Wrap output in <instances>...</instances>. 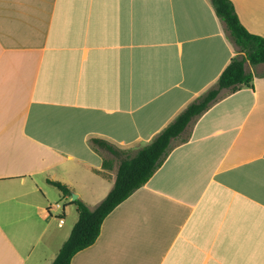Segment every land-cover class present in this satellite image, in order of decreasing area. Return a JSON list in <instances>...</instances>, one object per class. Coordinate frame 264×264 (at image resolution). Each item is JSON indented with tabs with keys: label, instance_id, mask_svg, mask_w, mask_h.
<instances>
[{
	"label": "crops",
	"instance_id": "1",
	"mask_svg": "<svg viewBox=\"0 0 264 264\" xmlns=\"http://www.w3.org/2000/svg\"><path fill=\"white\" fill-rule=\"evenodd\" d=\"M231 1L264 36V0ZM235 53L210 0H0V264H50L72 193L94 208L114 183L90 139L150 142ZM250 70L70 264H264V73Z\"/></svg>",
	"mask_w": 264,
	"mask_h": 264
},
{
	"label": "trees",
	"instance_id": "2",
	"mask_svg": "<svg viewBox=\"0 0 264 264\" xmlns=\"http://www.w3.org/2000/svg\"><path fill=\"white\" fill-rule=\"evenodd\" d=\"M216 15L222 21L226 37L236 51L216 81L189 102L153 139L138 148H121L107 140L92 138L94 149L103 155L102 167L118 162L112 188L100 203L90 208L81 199L71 201L78 213L67 239L60 246L50 264H70L74 254L92 245L97 239L104 218L132 192L152 176L168 155L172 142L183 136L188 125L206 111L221 92H232L243 85H251L253 74L245 64L264 63V36L251 33L240 22L231 0H210ZM63 195H70L67 185L48 180Z\"/></svg>",
	"mask_w": 264,
	"mask_h": 264
},
{
	"label": "rangeland",
	"instance_id": "3",
	"mask_svg": "<svg viewBox=\"0 0 264 264\" xmlns=\"http://www.w3.org/2000/svg\"><path fill=\"white\" fill-rule=\"evenodd\" d=\"M246 70L251 71L250 69H253L255 73H264V63L263 64H257V65H249L248 62H246ZM225 92V91H223ZM222 93V92H221ZM180 140V139H179ZM113 186V185H112ZM112 188V187H111Z\"/></svg>",
	"mask_w": 264,
	"mask_h": 264
},
{
	"label": "water",
	"instance_id": "4",
	"mask_svg": "<svg viewBox=\"0 0 264 264\" xmlns=\"http://www.w3.org/2000/svg\"><path fill=\"white\" fill-rule=\"evenodd\" d=\"M76 197H77L76 194H75V193H72V195H71V199H72V200H75Z\"/></svg>",
	"mask_w": 264,
	"mask_h": 264
},
{
	"label": "built area",
	"instance_id": "5",
	"mask_svg": "<svg viewBox=\"0 0 264 264\" xmlns=\"http://www.w3.org/2000/svg\"><path fill=\"white\" fill-rule=\"evenodd\" d=\"M62 219H60V221H61Z\"/></svg>",
	"mask_w": 264,
	"mask_h": 264
}]
</instances>
